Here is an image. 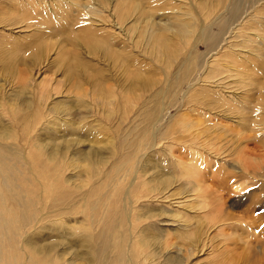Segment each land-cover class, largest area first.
Segmentation results:
<instances>
[{
    "label": "rangeland",
    "instance_id": "obj_1",
    "mask_svg": "<svg viewBox=\"0 0 264 264\" xmlns=\"http://www.w3.org/2000/svg\"><path fill=\"white\" fill-rule=\"evenodd\" d=\"M181 23L188 33L179 30ZM85 27L98 45L82 36ZM32 45L33 55L24 49ZM13 49L16 54L5 59ZM0 54L4 121L27 113H10L19 107L14 93L21 86L26 93L19 100L34 101L32 111L45 99L36 131L49 128L48 107L67 100V125L76 131L67 137L81 139L67 154L97 149L105 160L93 166L72 162L64 172L72 191L88 196L114 161L124 171L125 162L132 164L119 185L124 194L128 183L140 185L157 173L156 165L165 168L170 183L142 201L160 213L151 226L163 236L148 250L158 248L161 264V254L176 255L182 264L226 258L227 264H264V0H0ZM65 54L82 63L76 74H65ZM14 130L15 139L4 143L19 139ZM190 164L199 170L183 176ZM108 190L98 185L88 203ZM62 222L92 230L80 212ZM194 226H201L196 245L186 251L176 233ZM64 249L55 247L66 262L84 263L74 260V245Z\"/></svg>",
    "mask_w": 264,
    "mask_h": 264
},
{
    "label": "bare ground",
    "instance_id": "obj_2",
    "mask_svg": "<svg viewBox=\"0 0 264 264\" xmlns=\"http://www.w3.org/2000/svg\"><path fill=\"white\" fill-rule=\"evenodd\" d=\"M36 6L34 3V8L31 6L28 9L26 12L28 13V18H30L29 16L33 13ZM39 9L41 11V8ZM232 9L233 11L237 10L234 7ZM186 27V24H179V30L188 33L189 31L185 29ZM90 32L89 28L85 27L81 34L86 40L89 41L91 38L96 41V44H99V41L94 37L96 34ZM34 45L24 49L28 52L34 49V52H36L37 46ZM44 50L42 51L44 52ZM14 54H16L14 49L5 51V59ZM34 55H37V53H34ZM120 56L122 57V55ZM64 58L67 59L64 68L65 74H76L82 63L78 59L76 60L69 56V54H65ZM126 58L124 57V60ZM126 60L128 61V59ZM2 64H5V67H9L6 62ZM25 86L17 88L18 91L16 90L17 92L14 93L15 98L18 99L19 107L16 109L10 108L12 112L10 110L8 112L13 114V112H18L16 110L22 111L25 108L24 111H27V113L19 116L18 120L12 117L8 122L4 121L2 114H0V264H71V261L66 262L64 252L55 251V247L58 245L64 246L65 249H69L74 245L76 247L72 254L75 257L74 260L82 259L84 261V263L80 261L78 264H161L156 259L159 254L155 250H158V248L149 252L150 247L152 246V249H154L156 243H160V239L163 236L162 230L151 226L152 218L159 216L160 213L156 212L154 214L150 203L142 201L157 196L155 192L170 183L171 177L165 174V168L156 165L157 173L151 174L149 179L139 180L138 183L141 182L140 185H136V183L132 185L134 182L128 183L129 188L126 189L124 194L123 189L119 185L133 171L132 164L125 162L127 168L124 171L122 169L123 163L114 161L103 177L105 180H98V184L93 187L88 196L85 194L79 195L77 192L72 191L68 187L72 180L64 176L65 170L72 166V162L75 163L74 161L77 160L82 161L84 164L86 162L85 166H93L95 162L100 164L106 162L102 159L97 149L96 151H86L82 148L73 150L70 153L74 158L67 154L69 147H73L76 144L79 146V143H81V139H77L74 143L73 140L67 137L76 132L71 124L67 125L70 117V113L67 111L70 108L67 100L60 101V104H55L52 108L48 107V111L53 115L49 122L46 121L50 123V126L49 128H45L47 127L45 126V129L36 131L35 127H37L39 119L42 118L40 107L47 106L43 95L41 96L43 98L39 99L33 111L31 110V105L34 101L22 98L19 100L20 94L26 93ZM3 95L4 92L2 97ZM50 95H47V97ZM62 116L66 117L62 118ZM48 123L46 125H49ZM14 129L17 130L19 139L11 143H4L3 140L15 139V135H13ZM79 137L81 136L79 135ZM58 139L61 142L59 141L58 143ZM123 143L125 142L123 141ZM131 145L128 146L129 150L132 147ZM24 148L27 149V152L24 151ZM134 151V149L132 152L130 151L131 154ZM194 162L196 164V161ZM24 165L29 166V169L23 168ZM145 170L143 168L141 170L142 177L147 173ZM191 170L198 171L199 168L197 169L196 165L190 164L182 175L190 176ZM90 175L94 177L93 171L90 172ZM197 176H195L196 183L199 182ZM28 183L32 186H29L28 190L22 191L23 187L28 185ZM110 183H113V185L110 186ZM102 184H106L108 191L111 193H108V191L101 192L99 197L88 203L87 200L93 197V192L98 185ZM111 202H113L114 207H110ZM100 205H102V209ZM75 212H80L87 217L92 228L91 231H88L85 226L74 228L63 225L64 216ZM96 227L97 230L94 232L93 229ZM26 229L32 230L26 231ZM200 229L201 226L198 230L194 226L188 230H185V228L178 230L176 233L179 238L186 241V251L194 250ZM181 246H184V243ZM165 247L166 245L162 247L163 251ZM65 249L62 251H65ZM161 255L163 256L164 264L183 263L176 255ZM228 262L229 258H226L219 264H227Z\"/></svg>",
    "mask_w": 264,
    "mask_h": 264
}]
</instances>
